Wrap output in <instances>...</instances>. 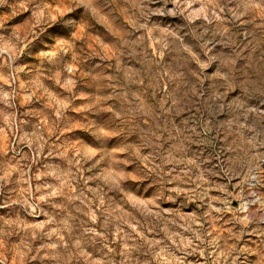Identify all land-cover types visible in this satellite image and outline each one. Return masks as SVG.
Masks as SVG:
<instances>
[{
    "label": "rangeland",
    "instance_id": "374dc122",
    "mask_svg": "<svg viewBox=\"0 0 264 264\" xmlns=\"http://www.w3.org/2000/svg\"><path fill=\"white\" fill-rule=\"evenodd\" d=\"M0 264H264V0H0Z\"/></svg>",
    "mask_w": 264,
    "mask_h": 264
}]
</instances>
